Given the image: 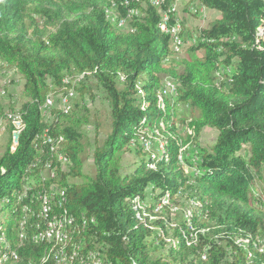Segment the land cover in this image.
<instances>
[{
	"label": "trees",
	"instance_id": "trees-1",
	"mask_svg": "<svg viewBox=\"0 0 264 264\" xmlns=\"http://www.w3.org/2000/svg\"><path fill=\"white\" fill-rule=\"evenodd\" d=\"M196 1L220 15L196 29L195 41L177 57L182 52L159 28L161 13L174 0L158 6L149 0H0V68L14 69L23 80L19 133L14 139L7 128L0 154V231L17 252L13 264H63L54 252L61 246L75 254L65 264H81L80 256L90 251L99 253L101 264H181L182 253L199 264H264V251L251 247L264 240V197L253 192L264 169V0ZM110 2L120 17L132 8L139 14L118 30L106 18ZM169 16L172 24L174 13ZM74 73L95 77L107 98L111 129L101 145L83 142L89 110L82 81L71 108H54L43 118L40 107L49 96L63 95L68 83L73 90L76 81L65 77ZM163 79L174 85L172 93ZM182 105L196 115L183 116ZM177 122L190 131L184 138L175 130ZM204 127L217 131L215 141L196 152V175L185 173L179 151L197 144ZM150 138L162 141L158 152H151ZM89 147L93 176L82 169ZM129 149L142 156L131 172H123L122 153ZM46 192L54 196L47 218L72 219L61 243L33 237L44 228L39 195ZM163 196L193 201L205 220L218 223L213 231L204 219L195 225L198 212L184 214L173 229L178 242L150 258L154 239H161L168 224L151 220L175 209L170 204L156 210ZM186 223L191 246L179 231ZM240 234L249 242L239 245Z\"/></svg>",
	"mask_w": 264,
	"mask_h": 264
},
{
	"label": "rangeland",
	"instance_id": "rangeland-1",
	"mask_svg": "<svg viewBox=\"0 0 264 264\" xmlns=\"http://www.w3.org/2000/svg\"><path fill=\"white\" fill-rule=\"evenodd\" d=\"M174 3V2H173ZM198 6L200 7L201 5H198V2L196 0H186L185 2H182V5L180 7V12L178 13V10L175 7V18H178L180 20L181 25H182V31H183V36L185 40V45L186 48L188 45L192 44L195 41V30L198 28H204L210 24L211 21H213L215 18H217L220 13L216 10H207L205 12V17L202 18L200 15V12H194L193 10L198 9ZM202 8V7H200ZM205 8V7H204ZM207 9V8H205ZM180 14V15H179ZM181 16V17H180ZM115 25V24H114ZM116 26V25H115ZM118 30H122L121 28ZM176 53V52H175ZM177 57H182L184 53H176L174 54ZM2 64L0 63V66ZM223 71H220L218 73V76L221 75ZM77 74H72V75H66L65 79L69 80H74L76 79ZM64 79V80H65ZM222 80V79H221ZM82 81V82H81ZM162 81H165L163 79ZM85 84V87L87 89L84 91V98H85V106L88 108L89 113H88V118L89 122L88 124L84 127V144L87 147L88 145L92 144H97L101 145L107 134L110 132L111 129V119H110V109H109V104L107 101V98L105 97V93L100 89L99 85L96 82L95 77L92 75L88 74V77H82L79 78L78 80L76 79V83L74 84L73 90H71V83L70 88L63 94L59 96H49V100L44 107L42 113L44 118H49L51 117V110L54 108L58 109H63L67 110L68 108H71L72 104L74 102H77L79 100V95L75 92V86L78 85L79 83ZM167 83V81H165ZM22 84L23 80L15 72L14 69H7L5 66L0 68V107L4 108L1 111L0 114V154L3 153L5 149V145L7 142V133L6 130L8 127H10V122L9 119L11 120H17V123L13 126V137L14 139L16 138L17 134L19 133V127L21 125L20 123V113L18 110V107L20 106L21 102V97H20V92L22 89ZM76 95V96H75ZM13 104L14 105V110H10L7 106V104ZM49 104V105H48ZM48 105V106H47ZM47 107L49 109L47 110ZM46 108V109H45ZM9 110V118H8V111ZM181 112H183V116H188L190 115H196V111L190 109L189 107L186 106H180ZM176 132L182 137H185V133L189 134L190 131L188 128H185L186 126H182L179 122L176 123ZM11 128V127H10ZM11 134V132H10ZM148 134L151 135V131H148ZM12 135H10L11 137ZM217 136V131L214 128L210 127H204L197 138V144L194 143H188L187 145L184 146V152L182 153L181 158L185 159L184 162L180 161L181 167L184 169L185 173H190L193 172L196 162H198L196 156V152L198 151L199 148H208L209 146L212 145V143L215 141V138ZM151 141V152H158L161 146L162 141H159L158 138L154 139H149ZM12 142L10 144V147L14 145V141L12 138ZM247 150V146H244L243 151ZM91 150L90 147L86 148L85 151L82 154L83 157V172L86 175L93 176L94 174V168H93V159L91 156ZM141 154H137L134 150H126L124 153H122V167H123V172H131L137 162L141 158ZM179 156V155H178ZM189 162L191 164H189ZM73 181H79L78 179H73ZM253 192L254 194H259L262 197H264V169L262 171V177L259 179H256L253 185ZM146 198V197H145ZM146 202V203H145ZM149 202V197L147 199H144L143 204H148ZM176 203V204H174ZM171 206H173L172 211L169 214L166 212L165 213H160V217L157 218L158 215L155 214V218L152 219L151 221L154 220H164L168 221V224H166L165 231L160 232L159 234L161 235V239H154L153 241V246L151 247V252H150V258H155L157 256H162L167 254L168 249L171 247V245L175 244L174 239V228L180 225V221H184V214L185 215H192L195 212H198L196 214V220H195V225L201 226L200 224L203 222L202 219H206V216L204 214H201V207L198 204H195L193 201H189L186 199H178V202H174L173 200L170 201ZM163 212V211H162ZM206 221V224L212 228H216V224L218 221L215 218H208ZM204 221V222H205ZM186 222V221H185ZM193 222V221H192ZM194 225V227H195ZM185 230L180 229L181 233L183 234V239L185 238L188 242L185 244V246H191L194 244H190V237L189 234L187 235V232L190 233L188 230L187 223L185 225ZM201 230V229H199ZM206 231L203 230L202 232L206 236ZM214 231V230H213ZM212 236L211 233L208 237ZM207 238V237H206ZM178 239V238H176ZM236 241L239 242V245H244L249 242L247 237L243 234H240L236 237ZM221 240V238H220ZM211 240H207V242H210ZM178 242V241H177ZM258 242V243H257ZM260 242V243H259ZM258 244V245H257ZM260 244V245H259ZM253 246L256 247V250L258 252L264 251V240H255L252 242L251 247ZM259 247V248H258ZM182 262L181 264H199L197 262V259L193 261H189L191 258L190 255H183V253L178 257ZM174 263V262H173ZM177 264V263H174Z\"/></svg>",
	"mask_w": 264,
	"mask_h": 264
},
{
	"label": "bare ground",
	"instance_id": "bare-ground-1",
	"mask_svg": "<svg viewBox=\"0 0 264 264\" xmlns=\"http://www.w3.org/2000/svg\"><path fill=\"white\" fill-rule=\"evenodd\" d=\"M115 2V1H114ZM114 2H110L109 7L106 8L105 10V14H106V18L112 22L113 24L116 25V27L120 28H125L126 24L128 22V20L131 18V16L133 17V15H137L139 14V11L137 10V8H132V9H128L129 11L126 13L125 16L120 17L118 14V9L117 4ZM151 4L158 6L160 3H162V0H150ZM129 2H125V4H127ZM129 5V4H128ZM127 5V6H128ZM199 5V4H198ZM125 7V6H124ZM202 8H204V6H200ZM124 11V10H123ZM175 11V5L174 3L172 4V6L169 9V12H173ZM141 12V11H140ZM169 12H162L161 14L164 17H168V20H164V29H163V18L161 17V21L159 22V28L161 31L163 32H168L169 34H172L175 26H176V30L178 32V36L180 37L181 41H184V36H183V31H182V25L180 20H178V18H175L174 22L172 24H169L170 21V16H169ZM171 14V13H170ZM175 16V14H174ZM130 21V20H129ZM196 37V36H195ZM172 44V42H171ZM173 46V44H172ZM184 46H185V41H184ZM173 48L176 50V46H173ZM82 77V74L77 76L76 79L78 80L79 78ZM76 79H74V82L76 81ZM65 82H67V80H65ZM172 85V84H169ZM168 91L170 93H172L174 87H168L167 88ZM49 98H47L44 102V104L40 107L41 112L43 111L44 107L46 106L47 102H48ZM49 105V104H48ZM47 105V106H48ZM48 108V107H47ZM46 109V108H45ZM44 118V117H43ZM48 119V118H47ZM0 124H1V120H0ZM42 138V137H41ZM146 140V139H145ZM141 140L142 141V146L144 149L149 148V143L147 142V140ZM52 141V140H50ZM58 141V140H57ZM56 141V142H57ZM140 142V141H139ZM135 143V142H134ZM130 144L133 145V141H130ZM53 145V144H52ZM55 149V148H54ZM53 151V150H52ZM59 159L63 162H66V160L64 158L59 157ZM48 160V159H47ZM50 161V160H49ZM64 166V165H63ZM40 173V172H39ZM49 175V173H48ZM51 177V175H50ZM44 179V178H43ZM46 181V180H45ZM24 182V181H23ZM51 189V188H50ZM28 190L27 187L23 188V190L21 191V193H18V201L21 200L25 195H26V191ZM52 190L54 191V187H52ZM29 193V192H28ZM52 193V192H51ZM60 196H62V192H60ZM40 200L42 201V206H41V210H40V215L43 216L45 218L44 221V228L43 230L37 232L33 237L36 240L39 241H47V242H51L52 240L54 241H59L61 243V241L65 240V228L67 223L66 222H71L72 219H67L66 215L64 217H48V213H49V198H52V194L49 193H43L39 195ZM38 197V198H39ZM168 196H163L159 199L158 203L156 204V210H161L163 208V206L165 205H170V200L168 199ZM35 200V199H34ZM64 200V199H63ZM41 203V202H40ZM60 203V201H59ZM24 210H27L26 207H23ZM17 210V209H16ZM38 211V210H37ZM54 214V213H53ZM52 216V215H51ZM63 216V214H62ZM66 217V218H65ZM38 219V218H37ZM186 219V218H185ZM26 223L25 219H22L19 222V227H23V225ZM73 224V222H72ZM72 224H70V226H72ZM42 225V224H41ZM69 226V225H68ZM188 226L190 229H193L192 227V223L190 221H188ZM188 228V229H189ZM194 231V230H193ZM72 232V231H71ZM22 233V232H21ZM24 234V233H23ZM40 235V236H39ZM193 235V234H192ZM68 236L70 237V234L68 233ZM24 237V235L22 236ZM70 239V238H69ZM68 240V239H67ZM71 241V240H70ZM73 241V240H72ZM59 242H57L59 244ZM67 242V241H66ZM65 242V243H66ZM52 243V242H51ZM54 243V242H53ZM56 243V245H57ZM69 243V242H68ZM258 243V242H257ZM260 243V242H259ZM12 245V244H11ZM55 245V244H54ZM60 245V244H59ZM258 245V244H257ZM260 245V244H259ZM76 246V245H75ZM244 247V246H243ZM255 247V246H254ZM66 248V247H65ZM259 248V247H258ZM73 249V248H72ZM75 250V249H74ZM68 251V250H66ZM66 251L64 250L63 246L58 247L57 251L55 252V259L57 262H62L63 264L66 263L67 260H72L75 259V254H70L67 255ZM73 251V250H72ZM51 252V250H50ZM69 254V253H68ZM250 254V253H249ZM68 256V257H67ZM250 256V255H249ZM86 258V259H85ZM83 258L82 256H80V263L82 264H101V259L99 257V253L96 251H90L87 255V257ZM18 259V255L17 252L14 251V249L9 245V242L5 236V234L3 232L0 231V264H13L17 261ZM78 261V260H77ZM72 264V263H71Z\"/></svg>",
	"mask_w": 264,
	"mask_h": 264
},
{
	"label": "built area",
	"instance_id": "built-area-1",
	"mask_svg": "<svg viewBox=\"0 0 264 264\" xmlns=\"http://www.w3.org/2000/svg\"><path fill=\"white\" fill-rule=\"evenodd\" d=\"M150 1V0H149ZM182 2H185L186 3V0H174V5H175V7H176V9L178 10V13L180 12V7H181V5H182ZM208 9H205V8H200L199 6H198V9H196V10H193L194 12H197V11H199L200 12V15H201V17L202 18H204L206 15H205V12L207 11ZM180 15V14H179ZM160 17H162L163 18V29H164V20H168V17H164L162 14L160 15ZM181 17V16H180ZM168 35V37H169V40L172 42V44H173V46H176V51H181V52H183L184 51V41H181V39H180V37L178 36V32H177V30H176V26H175V29H174V31H173V33L172 34H167ZM164 83L166 84V88H168V87H174V85H169V84H167L165 81H164ZM77 86V85H76ZM176 90H175V98H176ZM49 109V107L47 108V110ZM14 110V109H13ZM8 111V118H9V110H7ZM42 114H44V113H42ZM9 122H10V127H12L13 128V126L17 123V120H11V119H9ZM11 138V143H13L12 142V136L10 137ZM133 141V140H132ZM184 152V150H183V147L180 149V151H179V157H181V155H182V153ZM181 161L182 162H184V159L183 158H181ZM197 170H198V168L197 167H195L194 168V170H193V172H191L192 173V175H196V173H197ZM50 175L51 176H53L54 175V173H50ZM54 194H57L58 195V198H60V191L54 186V191H53V195ZM43 195H44V193H43ZM53 198H54V196L52 197V198H49V215H50V211L52 210V200H53ZM40 236V235H39Z\"/></svg>",
	"mask_w": 264,
	"mask_h": 264
},
{
	"label": "crops",
	"instance_id": "crops-1",
	"mask_svg": "<svg viewBox=\"0 0 264 264\" xmlns=\"http://www.w3.org/2000/svg\"><path fill=\"white\" fill-rule=\"evenodd\" d=\"M208 10H212V9H208ZM219 17V16H218Z\"/></svg>",
	"mask_w": 264,
	"mask_h": 264
}]
</instances>
